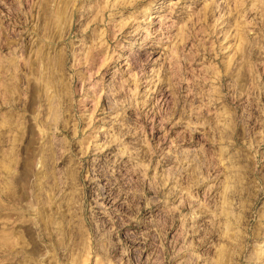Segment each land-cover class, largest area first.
<instances>
[{
    "label": "rangeland",
    "instance_id": "rangeland-1",
    "mask_svg": "<svg viewBox=\"0 0 264 264\" xmlns=\"http://www.w3.org/2000/svg\"><path fill=\"white\" fill-rule=\"evenodd\" d=\"M0 264H264V0H0Z\"/></svg>",
    "mask_w": 264,
    "mask_h": 264
},
{
    "label": "bare ground",
    "instance_id": "bare-ground-1",
    "mask_svg": "<svg viewBox=\"0 0 264 264\" xmlns=\"http://www.w3.org/2000/svg\"><path fill=\"white\" fill-rule=\"evenodd\" d=\"M155 18V17H154ZM5 40V39H4ZM3 43H4V41H3ZM2 44V43H1ZM5 45V44H4ZM3 47V46H2ZM2 49H4V50H6L7 49V47H3ZM13 49V48H12Z\"/></svg>",
    "mask_w": 264,
    "mask_h": 264
}]
</instances>
